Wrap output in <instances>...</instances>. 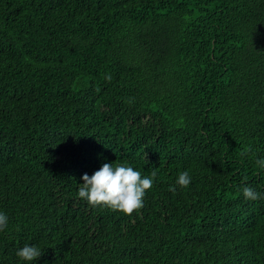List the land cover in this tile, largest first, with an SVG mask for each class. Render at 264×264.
<instances>
[{"label": "trees", "instance_id": "16d2710c", "mask_svg": "<svg viewBox=\"0 0 264 264\" xmlns=\"http://www.w3.org/2000/svg\"><path fill=\"white\" fill-rule=\"evenodd\" d=\"M259 157L264 0H0V264H264ZM104 162L141 209L77 196Z\"/></svg>", "mask_w": 264, "mask_h": 264}, {"label": "clouds", "instance_id": "9594fccd", "mask_svg": "<svg viewBox=\"0 0 264 264\" xmlns=\"http://www.w3.org/2000/svg\"><path fill=\"white\" fill-rule=\"evenodd\" d=\"M260 169H264V157L256 159ZM157 173L153 171L150 176L142 175L141 171L130 164L104 162L91 175L84 173L77 196L92 206H102L113 211L131 215L144 206L147 190L154 185ZM192 175L187 170L180 171L175 183L169 185L170 191H176L177 186L188 187L192 182ZM242 195L248 200H257L260 193L251 186L241 188ZM9 225L6 212L0 210V232ZM42 254V249L35 244H25L16 249L15 255L22 264H33Z\"/></svg>", "mask_w": 264, "mask_h": 264}]
</instances>
